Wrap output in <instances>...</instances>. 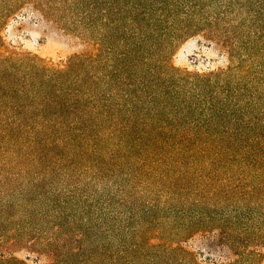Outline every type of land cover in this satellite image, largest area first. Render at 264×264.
Segmentation results:
<instances>
[{
	"label": "trees",
	"instance_id": "1",
	"mask_svg": "<svg viewBox=\"0 0 264 264\" xmlns=\"http://www.w3.org/2000/svg\"><path fill=\"white\" fill-rule=\"evenodd\" d=\"M77 2L91 47L64 64L0 36V264H256L264 24L245 0ZM195 34L228 66H176Z\"/></svg>",
	"mask_w": 264,
	"mask_h": 264
},
{
	"label": "rangeland",
	"instance_id": "2",
	"mask_svg": "<svg viewBox=\"0 0 264 264\" xmlns=\"http://www.w3.org/2000/svg\"><path fill=\"white\" fill-rule=\"evenodd\" d=\"M245 1L247 9L241 10L240 17L247 30L258 22L264 24V0L259 4L260 0ZM79 10L77 0H0V36L12 48L30 51L52 64L61 65L74 53L91 47L79 31H84ZM173 62L178 67L203 72L227 67L230 58L217 42L195 34L178 42ZM185 245L196 251L200 260L211 250L201 235L189 239ZM258 249L261 256L256 264H264V245ZM14 254L25 259L35 257L26 247L16 249ZM219 255L220 252L214 250L213 256Z\"/></svg>",
	"mask_w": 264,
	"mask_h": 264
}]
</instances>
